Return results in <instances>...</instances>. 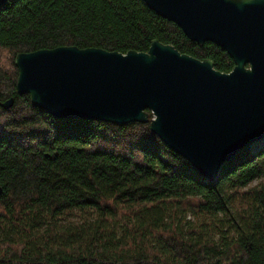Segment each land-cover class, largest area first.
Here are the masks:
<instances>
[{
	"label": "trees",
	"instance_id": "trees-1",
	"mask_svg": "<svg viewBox=\"0 0 264 264\" xmlns=\"http://www.w3.org/2000/svg\"><path fill=\"white\" fill-rule=\"evenodd\" d=\"M153 39L234 66L143 0L0 5V101L14 99L0 107V264H264V144L207 181L149 121L58 119L16 92L18 53L147 51Z\"/></svg>",
	"mask_w": 264,
	"mask_h": 264
},
{
	"label": "water",
	"instance_id": "water-1",
	"mask_svg": "<svg viewBox=\"0 0 264 264\" xmlns=\"http://www.w3.org/2000/svg\"><path fill=\"white\" fill-rule=\"evenodd\" d=\"M143 1L191 41L223 48L232 70L157 39L147 51L126 53L58 46L16 55V92L58 119L149 121L152 133L214 182L227 160L264 139V0Z\"/></svg>",
	"mask_w": 264,
	"mask_h": 264
},
{
	"label": "rangeland",
	"instance_id": "rangeland-1",
	"mask_svg": "<svg viewBox=\"0 0 264 264\" xmlns=\"http://www.w3.org/2000/svg\"><path fill=\"white\" fill-rule=\"evenodd\" d=\"M263 144H264V139L254 143L253 145H251V149H253L255 147H261Z\"/></svg>",
	"mask_w": 264,
	"mask_h": 264
}]
</instances>
